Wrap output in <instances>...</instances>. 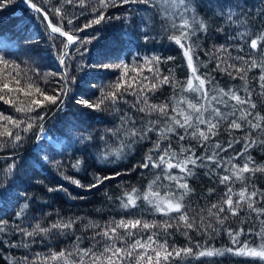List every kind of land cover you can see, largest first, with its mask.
Masks as SVG:
<instances>
[{
    "label": "trees",
    "instance_id": "1",
    "mask_svg": "<svg viewBox=\"0 0 264 264\" xmlns=\"http://www.w3.org/2000/svg\"><path fill=\"white\" fill-rule=\"evenodd\" d=\"M34 2L41 4L47 10L48 5L44 4V0H34ZM53 3H57V0H53ZM93 3L95 0H89V6L85 8L75 4L65 5L64 10L73 23L68 24L66 19L64 30L70 31L80 27L98 15L90 10ZM191 3L195 13L198 14L197 18H203L208 25L207 32H197L192 37L195 45H198L195 57L197 63L203 62L207 65V67L201 66L200 72L208 73L219 87L226 90L229 87H239L242 81L232 80L215 70L216 61L210 53L219 45H225L232 46L230 51L236 56L238 54L236 46L242 42L232 37L236 36L238 31L247 29L254 33L264 27V18H262L264 0H191ZM217 5L231 6L247 23L237 26L227 21L224 16L214 14L213 9ZM103 11L108 17H120V19H106L100 25L77 33L81 38L87 39L95 35L96 39L85 46L87 51L81 50L83 55L76 53L74 49L77 45H73L72 56L66 60L68 94L62 97L63 103L56 111L58 105L50 107L44 120L37 122L43 124V132L39 128L21 132L25 138L18 145L8 146L0 151V156H6L0 159V180L5 179L4 170L9 165L15 164L11 177L7 178L9 190L6 194H0V264H31L32 261L37 260L38 255L47 256L51 252L72 250L77 243L81 248L93 245L99 247L92 237L100 229L86 227L90 222L105 225L114 219L122 218H143L158 222L169 219L151 210L143 201L140 202L139 208L124 209L120 207L118 200L124 190L133 187L144 189L158 172L155 168L138 167L143 162L145 154L152 148L154 133H149L152 139L141 140L132 143L130 148H124V154L120 158L108 156L106 159H101L103 152L118 148L123 139L122 135L113 136L108 131L120 126L121 116L132 117L137 122V127L141 123H146L147 119H156V117L153 115L146 118L145 113L132 107L136 98L130 94L124 97L128 103L121 101L117 105L120 111L108 108L89 109L77 101L95 102L102 92L110 90V86L123 76L121 69L113 67L116 64H128L130 68L133 65L143 66L145 58L158 56L161 58L158 65L161 73L168 75L171 70L175 78L181 82L187 79L190 70L182 50L167 39V35L172 30L165 32L167 23L156 9L148 5L132 4L118 5ZM53 22L58 23L59 18H53ZM220 28L223 31H218ZM50 36L42 17L25 7L21 0H10L0 7V37L4 38V44L0 45L2 49L0 55L18 64L22 75L26 73L27 76L33 77L49 94L53 89H59L64 84L60 75L65 70V66L61 69L59 64L61 40L64 39L56 35V39L53 40ZM249 52L250 49L245 44L244 52L239 54L247 57ZM253 55L258 54L253 53ZM168 57L174 59L169 61ZM143 74L151 76L147 67L144 68ZM132 75L133 73L130 72L129 77ZM258 75L259 69L249 73L250 77ZM45 78L48 80L47 84L43 82ZM249 86L253 90L252 99L257 103L255 111L264 115V102L258 95V83L251 80ZM172 93L173 88L164 85L152 96V102L161 103ZM241 95H245L242 90ZM19 97L21 100L26 99L23 94H19ZM43 111L42 109L41 112ZM0 112L22 118L21 114L16 113L11 106L2 101H0ZM246 130V128L234 130L229 134L226 125L221 127L220 134L214 139L223 146L227 147V142L234 138L241 140V143L234 144L227 153H221L222 156H232L236 151H243L242 145L245 141L242 137ZM253 135L257 136L258 133L254 132ZM172 143L173 147H177L175 138ZM183 143L187 144L188 141ZM195 143L192 141L193 145ZM206 150L211 151L210 148L196 147L197 155H202ZM248 154L257 164H264V147H250ZM77 161L82 163L78 168H74L73 165ZM235 162L242 163L243 158ZM206 173H208L207 168L195 169V175L188 181L193 192L186 198V203L189 215L195 217L197 222L201 216H204L207 218L205 223L209 220L215 223L212 218L207 217V208L218 199L223 186L217 183L214 174ZM97 176L111 178L97 187L90 188L89 185L95 182ZM252 179L257 188L264 189V174L257 173ZM73 180H78L83 187L73 183ZM210 188L216 189L211 195L208 193ZM25 203L28 205L27 208L18 215ZM244 216L245 213L242 212L240 217L229 219L225 227L240 226L239 220ZM69 220L75 221L72 229H52L47 235L28 237L20 231V229L32 231L37 223L41 227L50 228L52 224ZM242 226L245 230L250 226H255L259 230V222L254 219V214L250 222ZM169 231L170 244L176 247L189 246V240L182 234L185 229ZM189 235L193 242L199 241L206 247H239L231 244L223 230L218 235L213 234L211 239L191 230ZM78 237L79 241H77ZM246 238L253 239L251 236L240 237L242 241ZM176 264H264V261L227 253L223 256L199 259L190 257L187 260L177 261Z\"/></svg>",
    "mask_w": 264,
    "mask_h": 264
},
{
    "label": "snow or ice",
    "instance_id": "2",
    "mask_svg": "<svg viewBox=\"0 0 264 264\" xmlns=\"http://www.w3.org/2000/svg\"><path fill=\"white\" fill-rule=\"evenodd\" d=\"M9 2L10 0H0V7ZM21 2L41 15L50 30L51 39L55 40L56 34L65 38L61 40L62 50L59 55V63L65 66L63 74L60 75L64 84L59 89H53L49 94L33 77L27 76L26 73L22 75L18 64L0 55V101L11 106L22 117L17 118L0 112V151L5 147L18 145L25 138L21 132H29L34 128H39L43 132V124L37 122L44 120L50 107L62 105V97L68 94L66 60L72 56L73 45H77L74 51L83 55L81 50L87 51L85 46L96 39L95 35L87 39L81 38L77 33L100 25L106 19H120V17L106 16L103 10L132 4L148 5L156 9L167 23L165 32L172 30L167 35V39L182 50L190 70V75L181 82L175 78L171 70L168 75L161 73L158 67L161 58L158 56L145 58L143 66L133 65L130 68L128 64H116L113 67L121 69L123 76L110 86V90L102 92L95 102L77 101L89 109L108 108L120 111L117 105L121 101L128 103L124 97L130 94L136 98L132 107L145 113L146 118L153 115L156 117V119H147L146 123H141L137 127V122L132 117L121 116L120 126L108 131L113 136L122 135L123 139L118 148L103 152L101 159H106L108 156L120 158L124 154V148H130L132 143L141 140L152 139L149 133H154L152 148L145 154L143 162L138 167L144 169L151 167L158 172L144 189L133 187L124 190L118 200L120 207L124 209L139 208L140 202L143 201L151 210L169 219L158 222L143 218H122L114 219L105 225L90 222L86 227L100 229L92 237L99 247L93 245L81 248L77 243L72 250L51 252L47 256L38 255L37 260L32 261L31 264H176L177 261L187 260L190 257L199 259L223 256L227 253L264 261V189L257 188L252 179L257 173L264 174V164H257L248 154L250 147H264V138H262L264 115L255 111L257 103L252 99L253 90L249 86L251 80L258 83V95L264 102V27L254 33L247 29L238 31L236 36L232 37L242 42L236 46L238 47L236 56L230 51L232 46L225 45H219L210 53L216 61L215 70L232 80L239 79L243 82L239 87H229L226 90L219 87L208 73L200 72V67L207 65L203 62L197 63L195 57L198 45H195L192 37L197 32H207L208 25L203 18H197L198 14L195 13L191 0H95L90 10L98 15L70 31L64 30L66 19L68 24L73 23V20L68 18L64 6L75 4L85 8L89 6V0H57L55 4L53 0H44V4L48 5L47 10L34 0H21ZM213 12L218 16H224L227 21L237 26L247 23L231 6L217 5ZM233 17L237 18L233 19ZM53 18H59V22L54 23ZM218 31L223 29L220 28ZM2 44L4 38L0 37V45ZM245 44L250 49L247 57L239 54L244 52ZM173 59L174 57L167 58L169 61ZM102 67L108 66L102 65ZM145 67L151 76L143 74ZM254 69H259V75L250 77L249 73ZM130 72L133 75L129 77ZM43 82L47 84V78ZM72 82H75L74 77ZM164 85L173 88L172 95L161 103H153L152 96ZM241 90L245 95H241ZM19 94H23L26 99L21 100ZM225 125L229 134L234 130L247 129L242 137L245 141L242 145L243 151H236L232 156H222L221 153H227L234 144L241 143V140L235 138L229 140L225 147L214 139ZM254 132L258 135L254 136ZM173 138L177 147H173ZM186 140L188 143L184 144ZM192 141L196 142L195 145ZM197 146L201 149L210 148L211 151L206 150L202 155H197ZM241 158H243L242 163L235 162ZM81 163L82 161H77L73 167L78 168ZM198 167L207 168L208 173L214 174L217 183L223 186L218 199L207 208V217L212 218L215 223L211 220L205 223L207 218L204 216H201L197 222L195 217L189 215L186 198L192 194L193 189L188 181L195 175V169ZM14 168L15 164H11L4 170L5 179L0 180V194L8 192L7 178L11 177ZM110 178L97 176L89 187H97ZM73 183L83 187L78 180H73ZM237 184H239L238 188ZM215 191V188L208 189L209 195ZM27 206L25 203L18 215L22 214ZM242 212L245 216L239 220L240 226L225 227L226 221L240 217ZM253 214L254 219L259 222V230L255 226L245 230L242 225L249 223ZM74 224L75 221L69 220L44 228L37 223L32 231L27 229L20 231L28 237H33L39 234L47 235L52 229H72ZM181 228L185 229L182 234L189 240V246L176 247L169 243L168 236L171 234L169 230L180 231ZM189 230L205 235L208 239L223 230L231 244L239 247H206L199 241L193 242ZM241 236H251L253 239L246 238L242 241Z\"/></svg>",
    "mask_w": 264,
    "mask_h": 264
},
{
    "label": "water",
    "instance_id": "3",
    "mask_svg": "<svg viewBox=\"0 0 264 264\" xmlns=\"http://www.w3.org/2000/svg\"><path fill=\"white\" fill-rule=\"evenodd\" d=\"M22 4H23L25 7L29 8L25 3H22ZM29 9H30V8H29ZM38 14H39V13H38ZM39 15H40V14H39ZM40 16H41V15H40ZM44 23H45V22H44ZM45 26H46V23H45ZM46 28H47V26H46ZM47 30H48V32L50 33V30H49L48 28H47ZM50 34H51V33H50ZM56 35L59 36L58 34H56ZM62 38H63V37H62ZM64 39H65V38H64ZM59 107H60V105L57 106V108L55 109V111H56ZM53 113H54V112H53ZM53 113H52V114H53ZM52 114H51V115H52ZM51 115H50V116H51ZM50 116H49V117H50ZM33 147H34V146H33ZM3 157H6V156H0V159L3 158Z\"/></svg>",
    "mask_w": 264,
    "mask_h": 264
},
{
    "label": "rangeland",
    "instance_id": "4",
    "mask_svg": "<svg viewBox=\"0 0 264 264\" xmlns=\"http://www.w3.org/2000/svg\"><path fill=\"white\" fill-rule=\"evenodd\" d=\"M62 38V37H61ZM64 39V38H63ZM60 64V63H59ZM60 66H61V69L63 68V66L60 64Z\"/></svg>",
    "mask_w": 264,
    "mask_h": 264
},
{
    "label": "bare ground",
    "instance_id": "5",
    "mask_svg": "<svg viewBox=\"0 0 264 264\" xmlns=\"http://www.w3.org/2000/svg\"><path fill=\"white\" fill-rule=\"evenodd\" d=\"M52 117V116H51Z\"/></svg>",
    "mask_w": 264,
    "mask_h": 264
}]
</instances>
